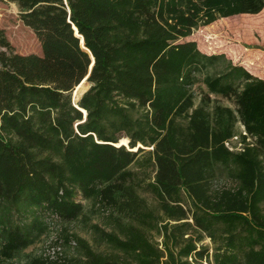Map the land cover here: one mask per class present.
Returning <instances> with one entry per match:
<instances>
[{"label": "trees", "instance_id": "trees-1", "mask_svg": "<svg viewBox=\"0 0 264 264\" xmlns=\"http://www.w3.org/2000/svg\"><path fill=\"white\" fill-rule=\"evenodd\" d=\"M6 1L18 6L40 54L14 53L0 29L1 250L30 246L44 231L41 212L76 219L80 195L132 218L118 234H103L130 260L82 246V264H264V81L222 54L175 43L151 12L154 0ZM193 7L213 20L257 15L264 0ZM72 26L93 58L91 86L77 102L84 120L70 93L91 59ZM209 68L208 88L234 110L215 105L209 113L208 97L194 107L188 88ZM237 122L245 135L231 151ZM221 176L232 185L213 188ZM139 187L161 215L137 196ZM190 229L195 237L183 238ZM204 237L211 255L196 246Z\"/></svg>", "mask_w": 264, "mask_h": 264}, {"label": "rangeland", "instance_id": "rangeland-1", "mask_svg": "<svg viewBox=\"0 0 264 264\" xmlns=\"http://www.w3.org/2000/svg\"><path fill=\"white\" fill-rule=\"evenodd\" d=\"M199 1L154 0L151 12L170 32L175 43L193 42L199 53L206 56L222 54L232 65L241 66L253 78L264 81V9L257 15L232 14L224 17L217 15L213 20H209L203 12L196 13L193 5H199ZM19 13L20 10L15 3L0 0V29L3 30L14 53L39 55V43L33 32L22 24ZM214 72V68H209L194 77L188 88L193 96L194 107L199 106L203 101L206 102L205 98L208 97L210 101L205 106L207 112L211 113L215 105L234 110L232 100L216 95L208 88L205 78L207 75L212 77ZM90 86L87 81L79 84L76 88V97L79 96L78 99L82 97ZM243 130L238 122L235 123L236 136L226 144L229 150H239L240 136L245 135ZM122 138L125 137L120 139ZM246 141L253 142V139L248 137ZM144 149L150 148L144 147ZM218 178L213 183V188L232 185L224 176ZM136 194L153 212L161 215L157 209V202L146 190L139 187ZM74 200L83 207L77 218L64 222L41 212L39 218L45 224L44 231L24 250L3 252L1 250L3 242L0 238V264H29L33 260L42 264H82L84 260L82 246H87L97 254L115 255L130 260L128 255L120 253L109 245L103 234H118L121 225L131 223L132 218L122 214L119 208L105 205L98 197L82 198L77 195ZM262 209L264 210V203ZM195 235L194 230L190 229L185 232L183 238L195 237ZM148 236L153 237L152 240L159 243L158 247L162 249L161 236L156 237L154 232H150ZM196 246L206 247L209 255L213 251V244L206 237Z\"/></svg>", "mask_w": 264, "mask_h": 264}, {"label": "water", "instance_id": "water-1", "mask_svg": "<svg viewBox=\"0 0 264 264\" xmlns=\"http://www.w3.org/2000/svg\"><path fill=\"white\" fill-rule=\"evenodd\" d=\"M67 12H69L68 10H67ZM72 29H73V31H74V35L76 36V37H78L79 38V45H80V47L82 48V49H84L89 55H90V59H91V63H90V65H89V67H88V71H87V74H86V76L72 89V91H71V93H70V98H71V104L77 109V110H79V111H81L82 112V110L80 109V108H78L77 107V101H79V99L81 98H79L78 100L76 99V94H77V87H78V85L82 82V81H87V78H88V76H89V73H90V71H91V67H92V65H93V58H92V56H91V54H90V52L84 47V45H83V39H82V37L80 36V35H78V33H77V30L75 29V27L74 26H72ZM82 95V94H81ZM76 99V100H75ZM85 119V115L83 116V120ZM128 139H127V142H126V144H120V145H123V146H125V147H127V145H128ZM137 148H142L141 147V145L140 144H137V146L135 147V150H132V151H136L137 150Z\"/></svg>", "mask_w": 264, "mask_h": 264}, {"label": "bare ground", "instance_id": "bare-ground-1", "mask_svg": "<svg viewBox=\"0 0 264 264\" xmlns=\"http://www.w3.org/2000/svg\"><path fill=\"white\" fill-rule=\"evenodd\" d=\"M85 82V81H84ZM82 113L85 115L86 113H85V111L84 110H82ZM135 150V149H134Z\"/></svg>", "mask_w": 264, "mask_h": 264}, {"label": "built area", "instance_id": "built-area-1", "mask_svg": "<svg viewBox=\"0 0 264 264\" xmlns=\"http://www.w3.org/2000/svg\"><path fill=\"white\" fill-rule=\"evenodd\" d=\"M227 144V143H226Z\"/></svg>", "mask_w": 264, "mask_h": 264}]
</instances>
